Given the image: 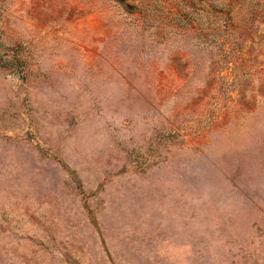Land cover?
<instances>
[{
	"label": "rangeland",
	"instance_id": "1",
	"mask_svg": "<svg viewBox=\"0 0 264 264\" xmlns=\"http://www.w3.org/2000/svg\"><path fill=\"white\" fill-rule=\"evenodd\" d=\"M0 264H264V0H0Z\"/></svg>",
	"mask_w": 264,
	"mask_h": 264
}]
</instances>
